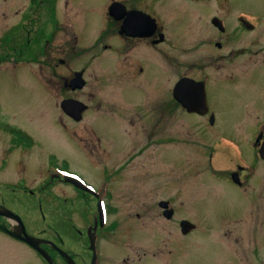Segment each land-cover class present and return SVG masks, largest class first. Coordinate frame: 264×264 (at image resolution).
<instances>
[{"label":"rangeland","instance_id":"1","mask_svg":"<svg viewBox=\"0 0 264 264\" xmlns=\"http://www.w3.org/2000/svg\"><path fill=\"white\" fill-rule=\"evenodd\" d=\"M93 1L57 0L54 2L56 10L52 0H45L43 10L48 14H43L42 28L28 53L20 57L0 55V121L7 118L30 130L36 143L33 150L27 151L25 165L29 166L31 157L39 155L43 159L50 153L54 160H67L71 167L84 176L86 173L93 181L101 167L85 166L82 156L88 155L89 150L83 148L82 151L75 145H83L80 140L85 139L104 149L107 169H116L126 163L123 170L127 173L122 175L127 180L123 186L119 184L120 189L114 197L112 195L109 222L122 223L119 235L140 234V237L135 247L129 242L124 246L125 237L124 240L119 238L116 244L119 259L135 258L138 251L141 253L147 248L156 253L154 264H168V261L171 264H264V189L260 190L264 187V159L259 155L261 145L253 146L256 132L253 129L263 115L259 118L257 113L244 114L249 107L264 109V87L260 88L261 94L249 99L246 93L229 89L225 92L227 101L222 99L224 93L220 92L216 105L221 109L213 129L207 116L187 115L172 99L161 112L162 93L167 89L171 92L184 72L201 76L192 63L196 64L197 59H211L215 49L213 28L207 18L201 16L199 19L193 11L188 27V16L184 18L179 12L178 17L167 18L158 10L159 0H154L156 13L170 19L171 23L170 45L160 47L165 53L161 55V65L169 78L153 82L152 93L146 95L147 104L142 103L143 98L136 92L133 82L128 84L134 89L132 93L121 96L114 80V56L109 57L110 51H102L99 46L88 50L106 26L105 13L109 4V0ZM139 1V5L146 7L150 0ZM170 1L173 4L175 0ZM24 4V0H6V11L10 13L6 22L0 20V27L6 24V32L0 33L1 45L24 37L17 30L13 31L18 21L13 11L22 10ZM229 4V11L241 10L251 19L264 15V0H231ZM52 8L58 19L55 33L49 19ZM211 14H214L212 10ZM90 16H97V21L89 28L87 18ZM45 39H49L46 47ZM260 41L264 44V36ZM52 56V64L61 59L65 62L56 69L57 91L42 78V74L50 76L53 70L51 64L46 66L42 60ZM16 58L19 60L14 61ZM25 59L36 61L27 63L29 60ZM80 70L84 71L85 87L76 92L64 90L62 78H69L74 71ZM153 72L161 78L157 67ZM90 92L94 93L93 98H89ZM209 94L212 100L211 91ZM67 98L78 99L89 107L77 122L60 108V102ZM4 149L6 138L0 133V158ZM239 161L250 174L248 205L245 196L237 198V189L226 179L230 172L236 171L234 165ZM132 176L138 177V190L130 194ZM25 177L34 178L33 175ZM0 184L6 186V164L3 162H0ZM64 191L67 196V190ZM14 197L11 205L18 214L26 222H39V210L31 205L35 198L30 195ZM163 199H170L175 209L170 219L163 217L162 208L157 205ZM43 207L46 222H70L64 217L63 209H56L50 203ZM81 213L74 214L73 222H83ZM181 220L192 226L186 236L180 232L178 222ZM135 222H143L145 228L125 233L124 230Z\"/></svg>","mask_w":264,"mask_h":264},{"label":"flooded vegetation","instance_id":"2","mask_svg":"<svg viewBox=\"0 0 264 264\" xmlns=\"http://www.w3.org/2000/svg\"><path fill=\"white\" fill-rule=\"evenodd\" d=\"M24 1L22 10L13 11L14 17H18L13 31L17 30L19 35L27 37L25 40L27 47H23V49L25 48L24 53L27 54L35 35L42 28L43 14H48V12L43 10L45 0ZM56 1L52 0L53 7L57 10L54 4ZM229 2L231 0H175L173 4L170 0L158 1V5L160 4L158 10L163 16L178 17L179 12L185 15L184 18L188 16L186 21L188 27L190 25L189 15L193 11L199 19L201 16L207 18V23L213 28L212 45L216 51L211 54V59H207L208 57L197 59L196 64L192 63L191 66H195L202 73L201 76H190L189 73L184 72L173 85L174 88L179 80L189 79L190 83L193 82L197 88H203L206 113L201 115L188 111L186 107L174 100L173 88L171 92L167 89L166 93H162V107H159L161 112L165 110V107H168L172 99L187 115L207 116L208 123L213 129L216 115L221 109L219 105H216V96L220 92L224 93L223 100H227L225 92L229 89L246 93V99L262 93L260 88L264 87V44L260 39H263L264 36V15H259L261 16L259 19H251L241 10L229 11ZM0 3H2L0 20L6 22L10 11H6V0H0ZM114 3H117L118 6L110 13L109 7ZM139 3H141L139 0H109L105 13L106 26L98 33L88 50L99 46L102 51H110L108 56H114L112 63L115 73L114 80L121 90L120 95L131 94L134 89L128 84L133 82L136 83L134 85L136 92L143 98L142 103L147 104L146 95L152 93L153 82L159 83V81L162 82L163 79L167 81L169 78L165 75L167 71L161 65L163 59L161 55H165V53L160 47L170 45L168 30L171 23L170 19L168 21L162 18L161 14L156 13L154 0H150L146 7H142ZM55 9L50 11L49 15L54 33L58 25ZM211 10L214 14L209 15ZM132 11H138L145 16L130 13ZM96 21L97 16L88 17L89 28ZM0 28H3L0 33L6 32V24ZM48 44L49 39H45L44 47ZM45 51L46 49L43 50V53ZM12 56L16 57L15 54ZM53 56L51 59L42 60L46 66L51 64V69L53 68L50 76L42 74V78L45 83H50L52 88L57 91L59 76L56 69L59 64H65V62L61 59L58 60V63L52 64ZM16 60L19 59H14V61ZM25 60H29L27 63L36 61ZM155 67L159 69L161 78L157 75L154 76ZM76 72H82L84 79L83 70L74 71L69 78L63 77L62 88L64 90L78 91H71L64 85V82L70 80ZM211 78L212 80H209ZM85 85L86 81L83 88ZM210 91L213 95L212 100L209 97ZM88 96L93 98L94 93L90 92ZM83 104L86 109L82 112L81 119L83 113L89 109L88 105ZM251 113H257L259 118L262 117L260 115H263V118L257 120L256 128L253 129L256 131L253 136V146L259 147L264 143V109L249 107L244 111L246 115ZM69 118L75 121L73 118ZM160 121L163 122V117H160ZM12 122L13 120L7 118L0 121V133L6 138V150L4 149L5 152L0 158V162L6 164V186L0 184V211L6 209V216L0 214V264H154L156 253L146 250L147 248L141 253L138 251L135 258L130 259L127 256L119 259L117 251L119 246L116 245L119 238L127 241L124 246H128L129 242L135 247L140 237V234L122 236V223L109 222L108 209L112 195L114 197L120 189L118 185L122 184L123 186L127 180V177L122 175L123 172L127 173L123 170L126 163L118 165L116 169H107L104 165L107 161L104 149L101 150L100 145L91 144L90 140L85 139L80 140L83 145L80 143L75 145L77 149L89 150V156H82L85 166L88 168H93L92 166L95 165L101 167L99 172L96 171L93 181L86 177V173L84 176L79 170L71 167L67 160H54L50 153L43 159L39 155L31 157L28 160L29 166H26L27 151L36 147L34 135L25 127H19ZM152 124L154 125V123ZM235 141L238 140L235 139ZM76 151L78 152V150ZM234 167L236 171L229 173V178H226L227 183L237 189V198L244 199L245 196L247 204L248 181L250 179V174L247 173L249 170L246 166L241 165V161L235 163ZM24 175H33L34 178L30 180ZM66 175L78 178L86 189L75 183L67 182ZM136 177L132 176L131 185L133 180L134 182L130 194L137 193L138 177ZM263 189L264 187H260V190ZM64 190H67V196H64L66 195ZM27 195L35 198L31 205L36 206L39 210V222L36 220L35 222H26L11 205L12 196H15L14 199H16L17 196ZM160 202L167 204V209L173 212V216L175 209L172 207L170 199L159 200L158 206ZM49 203L55 205L56 209H63L64 217L70 222H46L43 206ZM100 205L105 210L103 219L99 213ZM80 210L84 213L82 214ZM75 213H81L83 222H73ZM13 215L18 216L20 221ZM178 225L183 236L192 230V226L183 220L179 221ZM133 226H130L129 229L126 228L124 232L129 233V230L137 232L145 228L143 222H135ZM117 246L118 248H116ZM168 262L171 264L170 261Z\"/></svg>","mask_w":264,"mask_h":264},{"label":"water","instance_id":"3","mask_svg":"<svg viewBox=\"0 0 264 264\" xmlns=\"http://www.w3.org/2000/svg\"><path fill=\"white\" fill-rule=\"evenodd\" d=\"M117 6H118L117 3L112 4L109 7L110 13H112ZM130 13H134L135 15L145 16L144 14L138 11H132ZM84 84L85 81L82 78V72H76L70 80L64 82L65 87L71 91L81 90ZM173 98L183 107H186L188 111L197 112L201 115H204L207 111L203 88L201 89L197 88L193 82L190 83L189 79H181L175 84L173 88ZM60 108L62 112L65 113L67 116L73 118L75 121H79L81 119L82 112L86 109V106L78 100L68 98V99H63L60 102ZM259 155L262 159H264V143L261 145L259 149ZM65 180L67 182L75 183L78 186L86 189L85 187L82 186L81 182L74 177L65 176ZM159 206L163 210L162 211L163 217H165L166 219H170L172 217V211L167 209V204L165 202H160ZM99 213H100V217L102 218L103 216L101 209H99ZM0 214L6 216V209L0 211ZM13 217L20 221L18 216L13 215Z\"/></svg>","mask_w":264,"mask_h":264},{"label":"trees","instance_id":"4","mask_svg":"<svg viewBox=\"0 0 264 264\" xmlns=\"http://www.w3.org/2000/svg\"><path fill=\"white\" fill-rule=\"evenodd\" d=\"M21 36V35H20ZM24 37H21L19 39H13L12 41H6L4 45L0 44V55L1 54H6L7 56H12L15 54L16 57H19V53L22 54L24 53L23 47H27V43L25 42L26 36L23 35Z\"/></svg>","mask_w":264,"mask_h":264}]
</instances>
